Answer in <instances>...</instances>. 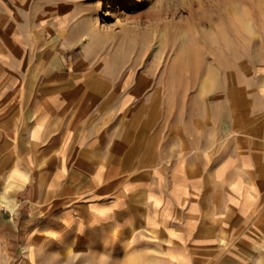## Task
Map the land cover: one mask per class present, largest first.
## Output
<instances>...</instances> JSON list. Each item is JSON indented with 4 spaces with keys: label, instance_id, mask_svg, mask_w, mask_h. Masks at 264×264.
Instances as JSON below:
<instances>
[{
    "label": "crops",
    "instance_id": "1",
    "mask_svg": "<svg viewBox=\"0 0 264 264\" xmlns=\"http://www.w3.org/2000/svg\"><path fill=\"white\" fill-rule=\"evenodd\" d=\"M93 51L21 75L0 60V200L20 216L6 218L11 236L73 215L110 246L126 233L172 243L190 264H264V112L246 113L220 145L206 129L205 143L193 135L172 154L145 103L80 68ZM44 217L54 218L36 229Z\"/></svg>",
    "mask_w": 264,
    "mask_h": 264
},
{
    "label": "rangeland",
    "instance_id": "2",
    "mask_svg": "<svg viewBox=\"0 0 264 264\" xmlns=\"http://www.w3.org/2000/svg\"><path fill=\"white\" fill-rule=\"evenodd\" d=\"M86 47L94 51L80 68L145 103L172 154L178 145L189 151L193 135L205 143L206 129L220 145L246 113L264 112V0H0L8 69L21 75L56 55L68 69ZM17 212L0 200V264H190L182 249L153 237L127 243L122 233L110 246L96 223L73 215L50 231L37 229L54 218L44 217L14 239L5 224Z\"/></svg>",
    "mask_w": 264,
    "mask_h": 264
},
{
    "label": "bare ground",
    "instance_id": "3",
    "mask_svg": "<svg viewBox=\"0 0 264 264\" xmlns=\"http://www.w3.org/2000/svg\"><path fill=\"white\" fill-rule=\"evenodd\" d=\"M89 46V45H88Z\"/></svg>",
    "mask_w": 264,
    "mask_h": 264
}]
</instances>
